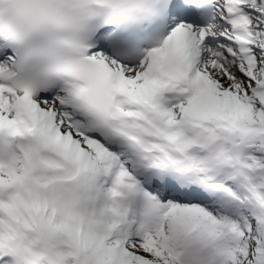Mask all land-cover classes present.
Listing matches in <instances>:
<instances>
[{
	"label": "snow or ice",
	"instance_id": "6c2138e0",
	"mask_svg": "<svg viewBox=\"0 0 264 264\" xmlns=\"http://www.w3.org/2000/svg\"><path fill=\"white\" fill-rule=\"evenodd\" d=\"M0 264H264V0H0Z\"/></svg>",
	"mask_w": 264,
	"mask_h": 264
}]
</instances>
